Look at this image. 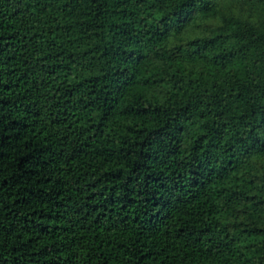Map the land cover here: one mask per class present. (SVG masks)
<instances>
[{"label": "trees", "instance_id": "16d2710c", "mask_svg": "<svg viewBox=\"0 0 264 264\" xmlns=\"http://www.w3.org/2000/svg\"><path fill=\"white\" fill-rule=\"evenodd\" d=\"M0 264H264V0H0Z\"/></svg>", "mask_w": 264, "mask_h": 264}, {"label": "rangeland", "instance_id": "374dc122", "mask_svg": "<svg viewBox=\"0 0 264 264\" xmlns=\"http://www.w3.org/2000/svg\"><path fill=\"white\" fill-rule=\"evenodd\" d=\"M227 6H225V8H226Z\"/></svg>", "mask_w": 264, "mask_h": 264}]
</instances>
